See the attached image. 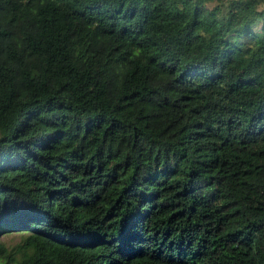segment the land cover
<instances>
[{
    "label": "trees",
    "instance_id": "trees-1",
    "mask_svg": "<svg viewBox=\"0 0 264 264\" xmlns=\"http://www.w3.org/2000/svg\"><path fill=\"white\" fill-rule=\"evenodd\" d=\"M0 264H264V0H0Z\"/></svg>",
    "mask_w": 264,
    "mask_h": 264
},
{
    "label": "rangeland",
    "instance_id": "rangeland-1",
    "mask_svg": "<svg viewBox=\"0 0 264 264\" xmlns=\"http://www.w3.org/2000/svg\"><path fill=\"white\" fill-rule=\"evenodd\" d=\"M19 234L17 230H10L8 232H4L0 234V240L7 246L10 247L13 243H15L19 239Z\"/></svg>",
    "mask_w": 264,
    "mask_h": 264
}]
</instances>
